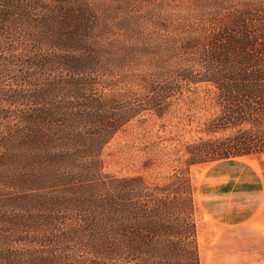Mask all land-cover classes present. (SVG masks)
<instances>
[{
    "label": "trees",
    "instance_id": "trees-1",
    "mask_svg": "<svg viewBox=\"0 0 264 264\" xmlns=\"http://www.w3.org/2000/svg\"><path fill=\"white\" fill-rule=\"evenodd\" d=\"M102 6L0 0V264H200L190 177L198 165L213 164L219 175L232 169V182L216 196L245 195L243 207L252 208L255 191L245 175H257L243 159L264 156V8L242 3L217 28L211 14L205 37L173 39L167 49L181 67H154L143 80L144 95L127 93V107L113 114L99 109L104 102L92 78L99 52L89 41L97 38L95 9ZM136 19L127 16V24ZM130 45L127 59L140 46ZM57 70L70 74L38 87L40 77ZM178 99L197 115L213 114L176 151L185 156L183 167L163 184L143 175L106 180L93 151L99 133L78 131L74 122L117 130L143 112L162 119ZM79 156L84 161L75 164Z\"/></svg>",
    "mask_w": 264,
    "mask_h": 264
},
{
    "label": "rangeland",
    "instance_id": "rangeland-1",
    "mask_svg": "<svg viewBox=\"0 0 264 264\" xmlns=\"http://www.w3.org/2000/svg\"><path fill=\"white\" fill-rule=\"evenodd\" d=\"M85 1L104 5L95 9L100 20L98 33L97 38L89 42L95 44L96 51L99 52V68L92 77L96 84V98L104 102L99 109L104 113L113 114L127 107V93L137 97L144 95L143 80L148 78L150 72H154V67H181L177 57L172 56L170 49H167L173 39L184 36L205 37L204 25L205 22L210 24L208 21L212 17L211 14L214 13L215 20L211 24L217 28L218 24L226 22L242 3L256 6L255 9L264 8V0ZM120 5L123 8H118ZM112 10L115 12L110 14L109 11ZM131 15L139 19L127 24V16ZM122 19H125V23ZM137 27H143L145 34H135ZM257 35L259 37L258 31ZM132 36H135L136 40ZM143 38L146 42L141 41ZM135 42L140 45L137 46L135 57L127 59V47L131 48L130 44ZM262 43V40L257 42L259 65V59H263L260 55ZM174 46L176 43L173 42L171 49ZM69 74L62 70L47 73L40 77L38 87ZM10 81L6 80L5 84L10 85ZM60 101L64 99L61 97ZM73 102V109H79L78 103ZM189 106V102L174 100L162 119L151 112H143L129 125L126 123L117 130L103 126L98 129L99 125L89 126L80 124L81 122H74L73 125L78 131L88 129L99 133L95 143L92 142L93 151L103 163L102 176L106 180L121 181L127 180V177L143 175L150 182L163 184L176 169L184 165L185 156L176 151L182 150L186 143L192 141L197 136L196 131L200 123L213 115L205 112L197 115ZM74 111L76 110H72V113ZM108 123L111 124V121ZM53 132L52 134H57ZM77 143L79 146L84 145ZM3 148L0 149V155L5 152ZM68 148L79 149L74 144H70ZM82 158L75 164L80 163V160L84 161ZM148 161L152 164L149 170H145L144 164ZM243 161L259 179H255L250 172L245 175L255 191L248 199L252 204L251 210L243 207L245 195L216 196L220 189L232 182L229 172L231 168H227L226 173L222 175L213 171V164L198 165L190 169V177L196 189L194 217L200 264H264V156L244 158ZM209 172L211 174L207 176ZM43 175H46L47 180L50 178L48 171ZM8 177L11 175L8 174ZM3 188L4 194L13 191ZM202 190L204 195L206 194L204 198ZM204 205L209 208L210 213ZM236 205L241 206L239 212L232 209ZM117 264H127V261Z\"/></svg>",
    "mask_w": 264,
    "mask_h": 264
}]
</instances>
